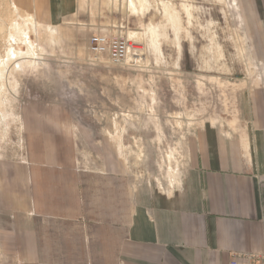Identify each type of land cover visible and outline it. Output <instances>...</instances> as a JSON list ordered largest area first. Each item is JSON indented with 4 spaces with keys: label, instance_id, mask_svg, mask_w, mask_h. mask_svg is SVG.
<instances>
[{
    "label": "rangeland",
    "instance_id": "obj_1",
    "mask_svg": "<svg viewBox=\"0 0 264 264\" xmlns=\"http://www.w3.org/2000/svg\"><path fill=\"white\" fill-rule=\"evenodd\" d=\"M11 1L0 0V264H84L89 245L114 263L104 220L129 214L140 189H177L200 128L243 131L242 103L264 83V0H146L144 14L128 0H78L55 28L26 22ZM165 11L179 18V53ZM94 34L138 51L121 65L94 58ZM13 48L33 55L7 63ZM36 197L49 217L34 218V248L23 228Z\"/></svg>",
    "mask_w": 264,
    "mask_h": 264
},
{
    "label": "crops",
    "instance_id": "obj_2",
    "mask_svg": "<svg viewBox=\"0 0 264 264\" xmlns=\"http://www.w3.org/2000/svg\"><path fill=\"white\" fill-rule=\"evenodd\" d=\"M11 2L54 28L78 10V0ZM242 108L243 131L231 134L208 125L196 132L189 167L171 194L140 189L129 214L120 215L114 226L104 220V235L118 239L114 263L106 255L97 263L95 246L89 245L84 264H229L232 253L264 252V83ZM48 203L36 197L25 218L24 236L34 248V218L49 217ZM82 228L89 237L96 232L90 223Z\"/></svg>",
    "mask_w": 264,
    "mask_h": 264
},
{
    "label": "built area",
    "instance_id": "obj_3",
    "mask_svg": "<svg viewBox=\"0 0 264 264\" xmlns=\"http://www.w3.org/2000/svg\"><path fill=\"white\" fill-rule=\"evenodd\" d=\"M87 42V51L91 56L94 58L106 56L114 65L125 63L128 53L135 51V48L123 38L111 37L106 34H94ZM229 264H264V252L232 253Z\"/></svg>",
    "mask_w": 264,
    "mask_h": 264
},
{
    "label": "bare ground",
    "instance_id": "obj_4",
    "mask_svg": "<svg viewBox=\"0 0 264 264\" xmlns=\"http://www.w3.org/2000/svg\"><path fill=\"white\" fill-rule=\"evenodd\" d=\"M127 8L135 13V12H139V9H140V14H144V12L147 11V8H148V4H147V1L146 0H128L127 1ZM18 10L14 7V13L16 14L15 17L17 18H20L18 17V14L16 13ZM165 18L167 20V22L169 23V25L171 26L172 30L174 31V35H175V48H176V51L179 53V51H181V43H180V40L177 38V34H178V31H179V18L177 15H172L170 13H168L167 11H165ZM26 22H33L32 20V17L30 15H27L26 17ZM12 29L13 31H15L18 35H21L22 37H24V41L26 43V46L27 48H29L30 50V47H29V41H28V35L26 34L25 31L22 30V26L20 24H18L17 22L13 21L12 23ZM147 34L149 36V42H150V46H151V49L153 50V53H155L157 56H160L161 55V51H160V46L158 44V34L156 33V30L155 28H151L149 27L147 30ZM179 35V34H178ZM144 36V35H143ZM15 43V42H14ZM33 49V48H32ZM136 51H138V49H135ZM33 51V50H32ZM34 52V51H33ZM29 55H33V53H31V51H19V50H16V49H9L7 52H6V55H5V60L7 61V63L9 62H12V61H16L17 59H23V58H26L27 56ZM0 78H2V74H0ZM169 170H170V174H176L177 173V169L175 168H171L169 167ZM174 180L172 179L171 180V183H173Z\"/></svg>",
    "mask_w": 264,
    "mask_h": 264
}]
</instances>
